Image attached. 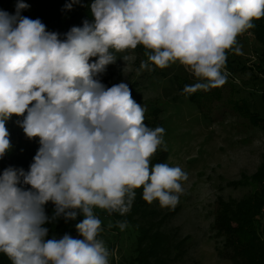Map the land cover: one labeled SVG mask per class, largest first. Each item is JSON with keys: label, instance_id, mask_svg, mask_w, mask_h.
I'll use <instances>...</instances> for the list:
<instances>
[{"label": "clouds", "instance_id": "1", "mask_svg": "<svg viewBox=\"0 0 264 264\" xmlns=\"http://www.w3.org/2000/svg\"><path fill=\"white\" fill-rule=\"evenodd\" d=\"M27 8L17 0L14 15L0 10V159L12 147L13 116L39 148L27 171L0 173V254L11 264H110L94 209L126 214L138 189L147 204L173 207L187 174L152 165L165 130L144 123L127 83L106 87L97 77L114 53L142 46L140 69L178 64L195 79L182 94L219 88L227 52H240L237 37L264 17V0H92V21L63 38L22 16ZM78 214L80 238H47L46 223Z\"/></svg>", "mask_w": 264, "mask_h": 264}, {"label": "rangeland", "instance_id": "2", "mask_svg": "<svg viewBox=\"0 0 264 264\" xmlns=\"http://www.w3.org/2000/svg\"><path fill=\"white\" fill-rule=\"evenodd\" d=\"M16 3L17 0H0V10L12 13ZM236 46L240 52L229 50L227 58L233 70L236 65L243 70L232 73L224 69V85L200 90L205 96L199 104L182 94L178 85L181 81L187 85L196 81L178 64L163 70L153 65H149L150 71L140 69L141 62L147 60L142 46L114 53L116 62L97 77L106 87L121 82L136 83L142 101L160 108L159 120L165 130L160 148L167 152L164 163L179 166L187 174L175 206L162 209L154 202L148 204L153 214L147 215V222L138 215L131 219L136 226L149 231L142 247L150 244L153 232L167 239L168 254L162 264H234L228 257L229 251L223 249V237L214 228L217 206L220 201L238 202L256 191L257 183L242 181L251 178L264 162V132L234 108L247 103L251 111L264 118L261 100L264 74L258 70L260 44L245 31L238 35ZM17 119L13 116L5 125L12 146L8 154L15 157L24 153L25 147V136ZM101 222L104 242L113 241L115 235L119 237L109 257L110 264L136 256V230L131 231L127 224L121 230H112L111 220Z\"/></svg>", "mask_w": 264, "mask_h": 264}, {"label": "trees", "instance_id": "3", "mask_svg": "<svg viewBox=\"0 0 264 264\" xmlns=\"http://www.w3.org/2000/svg\"><path fill=\"white\" fill-rule=\"evenodd\" d=\"M28 5L26 10H22L21 15L30 19H39L49 32H56L63 38L73 26L80 27L83 22L87 20L92 21L89 5L92 0H79V3L74 4L71 10H65V4L69 0H24ZM15 11L9 13L14 15ZM254 27L248 29L249 33L253 36L256 43L260 44L261 62L259 65V71L264 74V17L259 20L253 21ZM96 58H93V61ZM225 69H229L230 72L243 70V67H234V70L226 59ZM263 83L262 103L264 105V78L261 80ZM179 88L183 92L184 87L187 85L181 81ZM131 96L145 109L144 123L149 128L161 127L159 120L160 108L155 104H145L142 101L139 90L136 83L128 84ZM195 104H199L200 99L204 97L199 91L187 95ZM235 110L243 117L249 120V122L258 126L264 132V118H260L256 112L250 110V105L247 103L236 105ZM24 153L15 157L11 154L4 156L0 159V173L8 167L22 168L25 171L28 170L30 164L33 161L39 144L36 139L28 140L25 137ZM167 158V152L160 147L151 158L152 165L157 163H164ZM249 180L254 181L259 185L256 191L252 192L246 198L235 201H220L217 206V211L214 219V228L217 233L223 237V249L228 250V257L234 264H264V162L258 167L256 172L251 178L242 181L243 184L248 183ZM54 206L49 203L45 205V213L49 217L53 216ZM94 214L100 219H109L112 222V230H121L117 222H124L129 226L131 231L136 230L138 240L135 242L134 253L136 256L129 260L120 261L117 264H162V259L168 254V241L164 236L157 232H153L149 237L150 244L142 247V240H145L148 236V229L144 227V230L136 226L132 222V217L137 216L141 221H146L147 215L153 214L148 210V204L142 199V189L136 190L135 199L131 205L130 211L126 214H119L108 212L100 209H94ZM83 220V216L78 214L75 220L65 221L63 218H58L54 221L46 223L44 227L48 229L47 238H61L67 234L72 238L74 236L79 237L76 230V225ZM149 223V222H148ZM151 228V225L149 226ZM105 231L102 227L98 239L103 240L102 232ZM104 242V241H103ZM119 242L117 235L113 236V241L107 239L104 242L108 249L110 256L112 249ZM109 256V257H110ZM167 256H165L166 258ZM149 258L154 259L150 262ZM0 264H11L10 260L3 254H0Z\"/></svg>", "mask_w": 264, "mask_h": 264}]
</instances>
